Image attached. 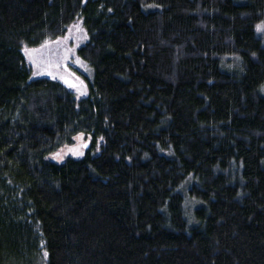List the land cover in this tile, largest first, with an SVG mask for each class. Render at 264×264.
Wrapping results in <instances>:
<instances>
[{
    "label": "trees",
    "instance_id": "1",
    "mask_svg": "<svg viewBox=\"0 0 264 264\" xmlns=\"http://www.w3.org/2000/svg\"><path fill=\"white\" fill-rule=\"evenodd\" d=\"M77 19L80 99L22 55ZM0 264H264V0H0Z\"/></svg>",
    "mask_w": 264,
    "mask_h": 264
},
{
    "label": "rangeland",
    "instance_id": "2",
    "mask_svg": "<svg viewBox=\"0 0 264 264\" xmlns=\"http://www.w3.org/2000/svg\"><path fill=\"white\" fill-rule=\"evenodd\" d=\"M259 32L261 33V29ZM86 41L87 33L82 21L77 19L68 27L62 37L44 42L37 47H24L22 55L30 67V78L58 82L73 93L77 99L86 97L88 82L93 78V70L77 53ZM86 147L87 139L79 136L73 145L58 149L48 155L46 159L60 164L67 157H80Z\"/></svg>",
    "mask_w": 264,
    "mask_h": 264
},
{
    "label": "snow or ice",
    "instance_id": "3",
    "mask_svg": "<svg viewBox=\"0 0 264 264\" xmlns=\"http://www.w3.org/2000/svg\"><path fill=\"white\" fill-rule=\"evenodd\" d=\"M257 27H258V29H259L260 26L258 25Z\"/></svg>",
    "mask_w": 264,
    "mask_h": 264
}]
</instances>
